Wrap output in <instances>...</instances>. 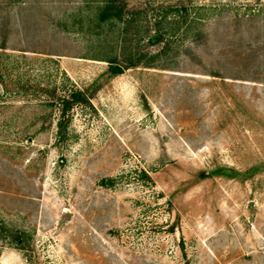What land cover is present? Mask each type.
<instances>
[{
    "label": "rangeland",
    "instance_id": "obj_1",
    "mask_svg": "<svg viewBox=\"0 0 264 264\" xmlns=\"http://www.w3.org/2000/svg\"><path fill=\"white\" fill-rule=\"evenodd\" d=\"M105 1L0 0V264H264V0Z\"/></svg>",
    "mask_w": 264,
    "mask_h": 264
},
{
    "label": "trees",
    "instance_id": "obj_2",
    "mask_svg": "<svg viewBox=\"0 0 264 264\" xmlns=\"http://www.w3.org/2000/svg\"><path fill=\"white\" fill-rule=\"evenodd\" d=\"M113 2L111 0H106L105 1V8L103 9V12L101 14V21H105L107 19L113 18L116 19L118 21L123 20V13L121 10H118L116 12H113V8L114 5H112ZM151 43H157L159 41L158 36L156 35L155 37L150 39ZM138 60L137 61H131L129 64H127V66H125V68L120 67L118 65L115 64V62H109V72L111 73V75L113 76H117L123 73V71L127 68V69H132V68H136L138 65ZM71 102H83L84 104L87 103L86 99L84 98V95L80 92H75L73 94L70 95V101L68 100H64L63 101V109L62 112L63 114L65 113L66 109L69 108V106H71ZM205 177V175L201 174V178Z\"/></svg>",
    "mask_w": 264,
    "mask_h": 264
}]
</instances>
